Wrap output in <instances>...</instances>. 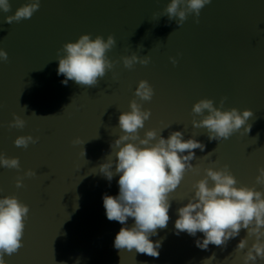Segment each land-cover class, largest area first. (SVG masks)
<instances>
[{
	"label": "water",
	"instance_id": "95a60500",
	"mask_svg": "<svg viewBox=\"0 0 264 264\" xmlns=\"http://www.w3.org/2000/svg\"><path fill=\"white\" fill-rule=\"evenodd\" d=\"M28 2L10 0V12L0 9V49L9 56L0 61V153L18 157L21 164L19 170L0 166V198L16 196L30 207L23 247L5 255L7 264H244L247 248L236 246L246 230L225 248L202 250L195 241L203 234L177 235L175 221L208 167L227 164L238 187L264 191V185L256 184L264 167V0H213L198 23L191 14L182 26L160 17L170 0H40L30 19L5 22ZM89 33L93 39L115 36L117 44L108 52L115 66L96 87L74 81L65 85L66 77L58 75L57 51ZM133 52L149 55V64L126 68L121 58ZM141 80L154 88L151 101L134 95ZM224 97L223 110L253 111L248 121L252 129L210 141L207 129L193 127V119L202 117L192 108L204 98L220 107ZM133 99L152 113L140 129L142 138L152 129L158 134L163 130L166 139L183 131L185 140L195 136L206 146L195 150L197 171L187 172L172 193L167 228L150 237L162 239L158 258L115 249V236L124 225L109 221L103 206L105 194H119V175L109 182L99 165L123 134L119 116L131 110ZM13 114L27 121L23 129L8 127ZM21 135L40 139L28 148L17 147L14 141ZM77 138L81 143L73 144ZM108 158L115 160L114 153ZM29 169L37 175L24 176V186L17 188V177ZM133 223L129 218L127 226ZM254 239L249 238V247ZM213 253L215 258L209 259Z\"/></svg>",
	"mask_w": 264,
	"mask_h": 264
},
{
	"label": "clouds",
	"instance_id": "9594fccd",
	"mask_svg": "<svg viewBox=\"0 0 264 264\" xmlns=\"http://www.w3.org/2000/svg\"><path fill=\"white\" fill-rule=\"evenodd\" d=\"M212 2L170 0L160 17L167 16L169 21L175 20L177 26H182L189 15L194 14L198 23L202 9ZM39 8L40 0H29L14 15H8L5 22L12 24L30 19ZM0 9L5 13L10 12V0H0ZM116 44L114 35H108L105 40L102 35L93 39L90 33L81 35L75 42L65 43L57 51L56 59L59 61L58 75L66 77L62 83L67 85L69 81H74L81 87H96L115 66L116 62L109 58L108 52ZM139 48L143 49V45H139ZM8 59L7 51L0 49V61L6 62ZM121 59L124 66L131 69L136 63L149 64L151 57H141L133 52ZM170 59L174 65L178 63L175 57ZM154 94V88L147 80H141L134 93L140 101H151ZM226 99L222 98L220 107H216L212 99L204 98L192 108L194 115L202 117L200 120L193 119V127L207 129L210 141L227 140L241 129L247 134L251 132L252 125L248 121L253 117V111L245 109L241 112L235 107L223 110ZM24 108L27 110V106ZM130 109L119 116L118 127L123 134L111 143L110 154L99 165V173L109 182L119 175V194H105L103 206L109 221L124 225L115 236V249L135 250L136 253L158 258L162 239L154 242L150 237L158 235L159 229L167 228L169 209L174 200L172 193L182 183L187 172L197 171L192 164L197 158L195 150L204 151L206 146L195 136L185 140L183 131H173L166 139L161 135L163 130L158 134L152 129L142 138L140 129L151 118V110H144L137 99L130 102ZM32 114L36 115L35 112ZM13 115L14 119L8 127L23 129L27 121L18 114ZM39 139L38 136L21 135L14 143L17 147L28 148L30 144L38 143ZM79 143V138L73 140V144ZM113 153L115 160L108 158ZM0 166L17 170L21 168L18 157L9 158L4 153H0ZM204 171V178L193 185L194 196L178 209L175 234L186 232L195 237L198 232L202 233L204 238L197 239L195 245L207 250L209 245L225 248L231 239L240 235L241 230H246L247 235L236 246V250L247 248L243 256L244 264H255L258 259H264V191L257 190L255 186L238 187V180L227 164L219 169L208 167ZM35 175L36 171L29 169L23 176L17 177L16 187L24 186V176ZM256 184L264 185V167L259 169ZM29 213V205L18 197L0 198V264H7L5 255L12 256L23 247ZM129 218L134 221L131 227L127 226ZM251 237L255 239L249 247L248 240ZM212 258H215L214 253L209 259Z\"/></svg>",
	"mask_w": 264,
	"mask_h": 264
}]
</instances>
